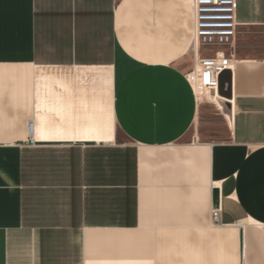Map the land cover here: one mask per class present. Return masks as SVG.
Returning <instances> with one entry per match:
<instances>
[{"label":"crops","instance_id":"crops-1","mask_svg":"<svg viewBox=\"0 0 264 264\" xmlns=\"http://www.w3.org/2000/svg\"><path fill=\"white\" fill-rule=\"evenodd\" d=\"M237 22L202 140L189 0H0V264H264V0Z\"/></svg>","mask_w":264,"mask_h":264},{"label":"built area","instance_id":"built-area-1","mask_svg":"<svg viewBox=\"0 0 264 264\" xmlns=\"http://www.w3.org/2000/svg\"><path fill=\"white\" fill-rule=\"evenodd\" d=\"M195 15V35L193 51L195 54L193 69L186 78L195 92H207L215 95L220 85L221 73L232 68L229 57L217 52L215 56H202L201 45L233 46L238 26V0H189ZM199 98V96H198ZM29 144H34V124L28 122ZM221 205L211 209L214 224L221 222Z\"/></svg>","mask_w":264,"mask_h":264},{"label":"rangeland","instance_id":"rangeland-1","mask_svg":"<svg viewBox=\"0 0 264 264\" xmlns=\"http://www.w3.org/2000/svg\"><path fill=\"white\" fill-rule=\"evenodd\" d=\"M201 52L204 56H215L216 51L223 50L225 51L228 46H208V45H201ZM211 95V96H210ZM221 99L216 98L213 94L203 92L199 96V101L201 105H204L206 108L204 116H202L201 120L197 122L190 130L188 137H199L200 139H209L214 138L216 135V131L219 130L216 127L217 121V108H218V101ZM121 138V136H119Z\"/></svg>","mask_w":264,"mask_h":264},{"label":"water","instance_id":"water-1","mask_svg":"<svg viewBox=\"0 0 264 264\" xmlns=\"http://www.w3.org/2000/svg\"><path fill=\"white\" fill-rule=\"evenodd\" d=\"M230 95V94H229ZM213 202L215 204H218V190L214 189V193H213Z\"/></svg>","mask_w":264,"mask_h":264},{"label":"bare ground","instance_id":"bare-ground-1","mask_svg":"<svg viewBox=\"0 0 264 264\" xmlns=\"http://www.w3.org/2000/svg\"><path fill=\"white\" fill-rule=\"evenodd\" d=\"M200 95H201V92L198 91V96H200ZM210 96H211V95H210ZM213 96L216 97V98H219V99H220V95H219L218 92H216L215 95H213Z\"/></svg>","mask_w":264,"mask_h":264}]
</instances>
